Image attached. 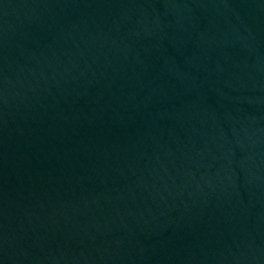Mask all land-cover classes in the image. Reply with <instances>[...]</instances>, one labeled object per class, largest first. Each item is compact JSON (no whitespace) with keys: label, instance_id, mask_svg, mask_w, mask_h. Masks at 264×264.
<instances>
[{"label":"water","instance_id":"obj_1","mask_svg":"<svg viewBox=\"0 0 264 264\" xmlns=\"http://www.w3.org/2000/svg\"><path fill=\"white\" fill-rule=\"evenodd\" d=\"M0 264H264V0H0Z\"/></svg>","mask_w":264,"mask_h":264}]
</instances>
